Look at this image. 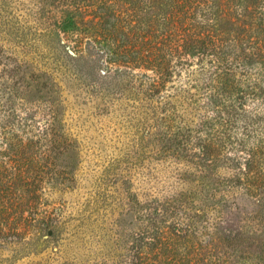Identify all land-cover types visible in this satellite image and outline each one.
<instances>
[{
    "label": "rangeland",
    "instance_id": "obj_1",
    "mask_svg": "<svg viewBox=\"0 0 264 264\" xmlns=\"http://www.w3.org/2000/svg\"><path fill=\"white\" fill-rule=\"evenodd\" d=\"M47 3L0 0V180L19 190L23 170L36 186L24 195L31 210L0 226V264H132L150 220L177 232V257L216 247L227 264H264V163L247 181L197 169L193 156L205 137L225 155L243 142L264 152L263 122L248 133L212 121L213 92L197 74L152 96L139 72L108 84L82 74L86 60L55 41Z\"/></svg>",
    "mask_w": 264,
    "mask_h": 264
},
{
    "label": "trees",
    "instance_id": "obj_2",
    "mask_svg": "<svg viewBox=\"0 0 264 264\" xmlns=\"http://www.w3.org/2000/svg\"><path fill=\"white\" fill-rule=\"evenodd\" d=\"M47 5L45 18L54 23L55 41L67 57L74 50L86 60L82 74L108 84L116 74L139 72L149 80L150 96L159 95L173 77L197 74L193 81L213 92L212 121L233 126L240 122L248 133L256 122L264 124V0H48ZM199 140L201 150L193 154L197 169H233L247 181L251 174L260 176L257 169L264 163V152L257 146L243 142L231 156L225 155L226 146L220 147L218 140ZM240 151L246 154L242 159ZM24 173L21 170L19 190L0 180L3 228L10 215L17 221L31 210L32 202L24 195L36 186ZM246 188L253 197L262 190ZM149 222L147 229L134 234L132 264H227L216 247L209 257L204 253L177 257V232L167 234L165 225Z\"/></svg>",
    "mask_w": 264,
    "mask_h": 264
}]
</instances>
